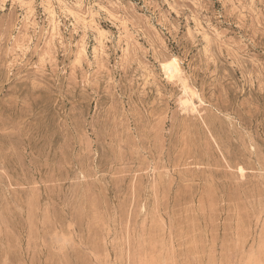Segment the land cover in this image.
I'll return each mask as SVG.
<instances>
[{"label": "rangeland", "instance_id": "rangeland-1", "mask_svg": "<svg viewBox=\"0 0 264 264\" xmlns=\"http://www.w3.org/2000/svg\"><path fill=\"white\" fill-rule=\"evenodd\" d=\"M0 264H264V0H0Z\"/></svg>", "mask_w": 264, "mask_h": 264}, {"label": "bare ground", "instance_id": "bare-ground-1", "mask_svg": "<svg viewBox=\"0 0 264 264\" xmlns=\"http://www.w3.org/2000/svg\"><path fill=\"white\" fill-rule=\"evenodd\" d=\"M163 67H164V70L169 72V74L178 73L179 72L178 64H177V62H176V60L174 58L164 62L163 63ZM186 92H187L186 89H184V93H186Z\"/></svg>", "mask_w": 264, "mask_h": 264}]
</instances>
